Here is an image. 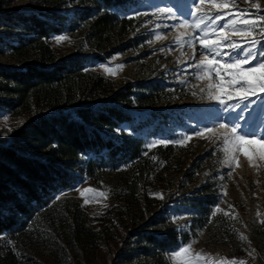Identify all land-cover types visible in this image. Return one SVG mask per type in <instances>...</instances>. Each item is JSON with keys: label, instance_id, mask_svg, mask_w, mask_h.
Masks as SVG:
<instances>
[{"label": "rangeland", "instance_id": "rangeland-1", "mask_svg": "<svg viewBox=\"0 0 264 264\" xmlns=\"http://www.w3.org/2000/svg\"><path fill=\"white\" fill-rule=\"evenodd\" d=\"M2 3L0 12L4 7L24 11L55 6L68 16L67 25L77 7L73 0ZM255 3L264 9V0H237L236 9L219 10L229 15L216 27ZM193 7L191 0H133L129 9L119 14L132 16L139 26L125 37L116 33L99 40L90 38L86 31L66 29L49 37L59 59L70 53L86 54L88 66L115 80L119 87L132 83L136 91H141L139 85L143 82L164 86L157 104L132 107L134 118L124 123L125 130L118 134L142 139L148 147L159 140L172 141L149 148L163 152L172 145L173 152L159 163L153 159L142 166L132 163L108 170L98 180L82 174L72 188L59 195L78 200L90 214L89 223L95 231L88 237H75L60 252L55 246L61 242V229L54 224H50L52 241H45L46 232L36 233L27 242L14 243L1 237L0 243L14 248L19 264H155L157 260L177 264L172 253L186 245H191L192 254H206L205 260L212 264L224 259L264 264V161L254 156L250 163L243 153H238L237 166V161L227 158L222 137L195 135L206 127L219 133L222 123L228 127L239 124L244 133L264 131V100L252 97L254 103L244 101L240 107L224 111L216 101L207 99L206 93H201L209 80L197 79L200 70L194 65L205 55L197 38L207 25L191 27L196 22V17L189 14ZM202 8L205 12L217 11L207 2ZM159 9H171V14ZM182 21L189 23L179 26ZM3 31L0 27V34ZM20 32L16 28L3 36ZM233 40L244 44L240 37L233 36ZM101 44L106 46L100 48ZM255 50L264 51V47L257 46ZM222 51L224 54H218L216 59L221 63L229 61V49ZM27 60L37 61V55L0 53V65L5 67H19ZM216 79L213 74L212 81ZM13 99L15 95L0 84V143L4 144L11 143L14 130L27 119L52 111L46 106L16 110L8 105ZM236 102L233 99L230 103ZM131 123L141 126L134 130ZM180 139L184 140L183 145L175 143ZM89 188L94 191H84ZM217 206L221 211L216 212ZM148 236L154 237L157 244L151 243Z\"/></svg>", "mask_w": 264, "mask_h": 264}, {"label": "trees", "instance_id": "trees-1", "mask_svg": "<svg viewBox=\"0 0 264 264\" xmlns=\"http://www.w3.org/2000/svg\"><path fill=\"white\" fill-rule=\"evenodd\" d=\"M73 1L77 7L68 25V16L51 5L24 11L4 7L0 12L4 30L0 53L37 55V61L27 60L19 67L0 65V84L16 98L8 105L16 110L52 109L18 126L11 143H0V239L27 242L36 233L46 232L45 241H52L50 224H54L61 229L60 244H53L59 252L75 237L95 231L80 202L63 198L60 192L72 188L84 173L98 180L108 170L132 163L142 166L153 159L159 163L173 152L172 145L157 152L142 139L118 134L134 118L132 107L157 104L164 86L143 82L141 91L132 83L119 87L115 80L92 70L86 54L70 53L59 59L49 40L65 29L86 31L99 40L116 33L125 37L139 26L132 16L119 14L133 0ZM16 28L21 32L10 35ZM140 126L131 123L134 130ZM147 239L157 244L154 237ZM13 250L0 243V264L20 263ZM155 264L169 263L157 260Z\"/></svg>", "mask_w": 264, "mask_h": 264}, {"label": "snow or ice", "instance_id": "snow-or-ice-1", "mask_svg": "<svg viewBox=\"0 0 264 264\" xmlns=\"http://www.w3.org/2000/svg\"><path fill=\"white\" fill-rule=\"evenodd\" d=\"M206 2L210 3L212 9L217 11L214 13L212 11L205 12L202 6ZM191 3L194 7L189 14L196 17V22L191 24V27L202 28L207 25V27H203L201 35L197 38L205 50V55L194 65L200 70L196 74V78L209 80L207 88L200 89L201 93H206L207 99L216 101L224 111L240 107L244 101L254 103L255 101L250 99L252 97L264 100V95H262L264 94V51L255 50L257 46L264 47V15H261L264 9L260 3L253 4L251 9L238 10L235 17L228 19L218 28L216 27L217 23L229 15L219 10L230 7L236 9L237 0H191ZM159 11H167L171 14V9H159ZM188 23V21H182L179 26ZM173 27L178 26L174 25ZM226 29H230L231 32L226 31ZM257 32L259 33L258 36L256 35ZM233 36L240 37L247 46L233 40ZM159 38L157 36V39ZM225 47L229 49L227 53L229 61L221 63L220 60L216 59V56L218 54L223 55L222 49ZM213 74L217 78L215 82L212 81ZM233 99L237 101L235 104L230 103ZM247 106V104L244 105L245 108ZM236 118H240L239 113L236 114ZM219 129L222 131L217 133L213 128L206 127L196 132L195 135L204 137L205 133H208L209 139L213 136L217 139L222 137L227 158L237 161V166H239L238 153H243L250 163L254 156L264 161V138H262L264 131L256 130L252 133H244L239 124L228 127L223 123L219 125ZM187 139L190 140L191 137H187ZM170 142L172 141L159 140L149 147H153L155 144L167 145ZM175 143L183 145L184 140L180 139ZM84 191L93 192L94 190L89 188ZM81 195H84V192H81ZM158 195L163 198L162 194ZM85 203H88V200H85ZM219 211L221 209L217 206L216 212ZM224 214L228 215L227 212ZM241 239L247 238L241 236ZM205 255L202 252L192 254L191 245L182 246L178 251L172 253L177 264H212L211 261L205 260ZM217 264H245V262L224 259Z\"/></svg>", "mask_w": 264, "mask_h": 264}]
</instances>
